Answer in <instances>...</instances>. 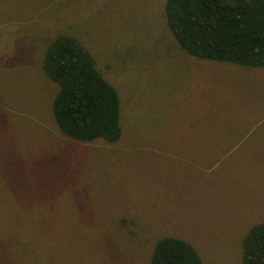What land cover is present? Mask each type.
<instances>
[{
    "label": "rangeland",
    "instance_id": "374dc122",
    "mask_svg": "<svg viewBox=\"0 0 264 264\" xmlns=\"http://www.w3.org/2000/svg\"><path fill=\"white\" fill-rule=\"evenodd\" d=\"M165 1L0 0V264H150L163 236L241 264L264 220V66L187 53ZM60 32L117 89V142L61 132L42 69Z\"/></svg>",
    "mask_w": 264,
    "mask_h": 264
},
{
    "label": "trees",
    "instance_id": "16d2710c",
    "mask_svg": "<svg viewBox=\"0 0 264 264\" xmlns=\"http://www.w3.org/2000/svg\"><path fill=\"white\" fill-rule=\"evenodd\" d=\"M166 23L181 48L198 58L264 66V0H166ZM42 69L58 84L52 111L65 135L114 143L123 135L115 86L91 51L74 35L57 33L47 45ZM241 264H264V220L241 238ZM150 264H206L192 243L157 239Z\"/></svg>",
    "mask_w": 264,
    "mask_h": 264
}]
</instances>
